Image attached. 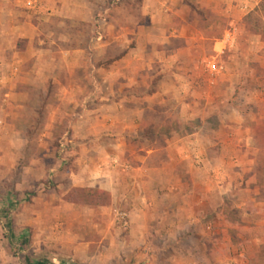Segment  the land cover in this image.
I'll return each mask as SVG.
<instances>
[{
	"label": "rangeland",
	"instance_id": "1",
	"mask_svg": "<svg viewBox=\"0 0 264 264\" xmlns=\"http://www.w3.org/2000/svg\"><path fill=\"white\" fill-rule=\"evenodd\" d=\"M261 2L0 0V264H264Z\"/></svg>",
	"mask_w": 264,
	"mask_h": 264
},
{
	"label": "trees",
	"instance_id": "2",
	"mask_svg": "<svg viewBox=\"0 0 264 264\" xmlns=\"http://www.w3.org/2000/svg\"><path fill=\"white\" fill-rule=\"evenodd\" d=\"M259 12H263L264 13V0H262V2L260 3V8H259ZM251 16V15H250ZM252 19V18H251ZM255 19V18H254ZM257 23L254 25L252 24V22H250V24L252 26H254V29H250L252 31V33L256 34V35H259V32L258 31L260 29V27H262V22H260L259 19L256 20ZM81 192H87L89 193L90 195H94V194H99V195H107L105 191L103 190H100V189H80ZM27 264H43L42 262H32L30 260H26Z\"/></svg>",
	"mask_w": 264,
	"mask_h": 264
},
{
	"label": "built area",
	"instance_id": "3",
	"mask_svg": "<svg viewBox=\"0 0 264 264\" xmlns=\"http://www.w3.org/2000/svg\"><path fill=\"white\" fill-rule=\"evenodd\" d=\"M232 41V34L231 32H226L224 34V37L222 38V40L220 41L221 43V48L216 52V54L218 55V57L220 56L221 53H223V50L225 49L226 45L229 44ZM209 64V71L211 73H219L223 68L222 66L218 65L217 63H215L213 60L208 62Z\"/></svg>",
	"mask_w": 264,
	"mask_h": 264
},
{
	"label": "crops",
	"instance_id": "4",
	"mask_svg": "<svg viewBox=\"0 0 264 264\" xmlns=\"http://www.w3.org/2000/svg\"><path fill=\"white\" fill-rule=\"evenodd\" d=\"M237 67H238V68L240 67V69H239L237 72L240 73L239 75L241 76V73L243 72V70H241V68H243V65H241V66L238 65ZM240 76H238V77H240ZM243 76H244V75H243ZM241 79L244 80L245 78L242 77ZM224 141H225V140H224ZM222 143H223V142H222ZM224 143H225V142H224ZM237 143H238V141H237ZM234 144H235V142H234ZM228 145H229V144H228ZM147 158H148V156L145 157V160H146ZM230 159H231V155H230ZM218 189H221V186L218 185ZM226 192H227V191H226ZM226 192H225V193H226ZM218 193H219V192H218ZM262 243H263V242H262ZM260 245H261V244H260Z\"/></svg>",
	"mask_w": 264,
	"mask_h": 264
}]
</instances>
